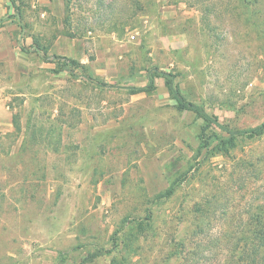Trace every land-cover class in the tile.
Masks as SVG:
<instances>
[{
    "label": "rangeland",
    "instance_id": "rangeland-1",
    "mask_svg": "<svg viewBox=\"0 0 264 264\" xmlns=\"http://www.w3.org/2000/svg\"><path fill=\"white\" fill-rule=\"evenodd\" d=\"M11 2L18 44L48 53L18 79L0 64L16 126L0 130V264H180L168 254L198 223L206 244L244 238L264 209V134L220 154L229 135L179 110L167 80L231 132L263 124L264 0H65L60 19Z\"/></svg>",
    "mask_w": 264,
    "mask_h": 264
},
{
    "label": "trees",
    "instance_id": "trees-1",
    "mask_svg": "<svg viewBox=\"0 0 264 264\" xmlns=\"http://www.w3.org/2000/svg\"><path fill=\"white\" fill-rule=\"evenodd\" d=\"M248 0H242L245 4ZM257 3L260 4L259 0ZM37 52L47 53V46L41 44V42H35ZM72 63H76L74 60H70ZM65 64H63L64 67ZM62 70H56L55 73H59ZM166 75V74H163ZM167 85L169 87L170 93L173 95L174 99L178 104L179 110L182 111H191L196 114L197 117L203 119L206 123L215 124L218 130H222L229 135L227 138H223L220 143L216 146V150L220 154H227L231 150L235 149L237 146V141L239 138H256L264 134V123L259 127L245 130V131H236L231 132L226 127H224L217 118H213L208 113H206L199 106H196L193 103H188L180 92L174 88L173 81L167 80ZM133 94H140L145 92L144 88H135L133 89ZM175 193L174 185H171L169 189L163 194L164 197H172ZM162 195V196H163ZM160 196V197H162ZM257 209L259 212L257 214H252L253 222L251 224H246L244 238L240 239L239 234L241 232H228L226 236L210 239L207 244L204 242L203 238H208L207 228L204 224L198 223L195 228L194 236L197 237L195 242H190L186 238H181L178 241V245L182 246V250L170 251L167 259H175L180 262V264H206L208 256L206 257V251H211L212 248H215L216 260L213 264H264V209L263 206H258ZM150 227V224L147 226L141 225L140 232L146 231ZM234 228V226H233ZM137 239V238H136ZM243 244H240V242ZM212 244V245H211ZM194 245V246H191ZM111 264H140V260L134 256L124 255L121 258H115Z\"/></svg>",
    "mask_w": 264,
    "mask_h": 264
},
{
    "label": "crops",
    "instance_id": "crops-1",
    "mask_svg": "<svg viewBox=\"0 0 264 264\" xmlns=\"http://www.w3.org/2000/svg\"><path fill=\"white\" fill-rule=\"evenodd\" d=\"M36 1L42 8L43 17L46 14H48L50 16H54L60 19L61 15L59 14V12L65 0H36ZM11 5H12L11 0H0V64L3 65V68L7 69L8 71L16 70L15 68L18 66L20 68L18 72H11L15 75V79H18L19 77H21V72L23 71V69L33 70L36 59L39 60V55L43 53V55L45 56L47 55L48 51L47 53H45V52H37L36 50V53L31 54L26 52L23 48H21L20 44H18L20 42L16 37V29L18 25L14 24L12 20L11 21L6 20L7 16L11 17L12 15H14V11H12ZM19 17L20 14H16V18L19 19ZM30 41L31 44H29L30 45L29 47L36 49L37 46L34 40L31 39ZM71 41L73 42V44L76 43V40H71ZM48 55L50 56V54ZM65 57L75 58L77 57V53L76 51L72 52L71 49L68 52V56ZM44 64H46L45 65L46 67H49V65H53L51 63H46V62H44ZM62 71H60L59 73H61ZM15 128L16 126L15 124L13 125V121L12 123L10 121L9 111H6L2 103H0V130L1 131L4 130L5 131L4 133H8V132L12 133L13 129Z\"/></svg>",
    "mask_w": 264,
    "mask_h": 264
}]
</instances>
